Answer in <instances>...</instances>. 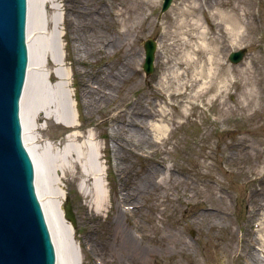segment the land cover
I'll return each instance as SVG.
<instances>
[{"label": "rangeland", "instance_id": "1", "mask_svg": "<svg viewBox=\"0 0 264 264\" xmlns=\"http://www.w3.org/2000/svg\"><path fill=\"white\" fill-rule=\"evenodd\" d=\"M52 2L30 21L29 44L51 36L56 15L64 62L46 45L48 60L31 59V72L46 77L48 112L60 114L63 83L79 112L77 142L92 132L100 144L106 193L99 208L79 189L77 166H51L56 147L45 146L63 147L73 127L50 116L26 127L40 193L54 199L60 175L76 215L69 264H264V0H172L164 11L162 0ZM148 37L157 41L149 74ZM239 47L245 55L231 63ZM97 85L111 91L107 100L91 101ZM125 192L133 196L122 201ZM121 210L142 257L114 241Z\"/></svg>", "mask_w": 264, "mask_h": 264}, {"label": "water", "instance_id": "2", "mask_svg": "<svg viewBox=\"0 0 264 264\" xmlns=\"http://www.w3.org/2000/svg\"><path fill=\"white\" fill-rule=\"evenodd\" d=\"M170 3L163 0L161 11ZM25 11L26 0H0V264H54L53 247L36 198L35 178L33 187L32 162L20 135L26 85ZM143 47V69L149 73L153 69L154 40L147 38ZM245 52V47L232 50L228 59L238 63ZM63 210L75 225L68 197Z\"/></svg>", "mask_w": 264, "mask_h": 264}, {"label": "bare ground", "instance_id": "3", "mask_svg": "<svg viewBox=\"0 0 264 264\" xmlns=\"http://www.w3.org/2000/svg\"><path fill=\"white\" fill-rule=\"evenodd\" d=\"M52 1L53 0H51V2ZM46 2L47 0H27L26 43L28 49V62L26 69L22 143L33 160L37 198L41 205L49 235L54 247L55 264H69L70 259H72L74 256L73 250L69 246L67 240L69 233L74 231V229L71 227L69 220L66 219L63 215V209L61 207L62 199H64L67 195L66 186L65 183L62 182L59 175L54 179L57 184V190L54 195V199H47L40 193L37 186V167L32 156L30 142L26 139V127L29 126L31 122L36 121V119L42 116H50L66 126L73 127L72 130L67 132V142L63 147H58V145L53 141H49L48 145L45 146V149L48 151L50 150L52 153L53 148L56 147V153L54 152L52 154V157H50L51 166L54 167L57 162H59L61 168H63V163L77 166L78 172L82 177L81 181L78 184L79 189L86 194L91 192L94 197V202L97 203V206L99 208L105 206L106 204V193L102 181L103 166L98 163L100 144L99 142H95V144L91 142L94 140V134L92 132H89L87 135H85V139L82 142H77L78 138L81 135L76 129V126H78L80 123L79 112H72L71 108L69 107L66 97L62 91V86H64L63 83H61V81H58L60 82L58 85V96L60 97V114L48 112L47 109L44 110V104L46 102L44 93L46 92V90H48L46 77L42 72H31V59L37 62L41 61L42 59H45L46 61L48 60L50 52L47 50V46L49 47L48 49L52 50L50 57L55 62L59 64H63L64 62L63 54L60 52L58 53L57 51L59 44L57 43L55 35L61 21H59L56 15L53 18L54 28L51 36L48 38L39 37L36 41L34 40L33 43L31 42V45L29 44V41L31 40L29 23L31 21L32 25H35L36 23L39 24L41 22V5ZM52 7L58 8V5L56 3H53ZM107 42L110 45L114 44L113 40H107ZM120 74L121 69L118 68L116 74H114L113 76L119 77ZM62 77L63 80H67L68 72L62 74ZM101 81L103 83L110 84V86L113 84L112 79L108 80L107 78H102ZM93 89H95V91L97 92H102L97 93L95 91H89L92 97L91 101L93 102L105 101L110 97L109 95H111V91H105L98 85ZM86 103L89 104V100H87ZM82 157H86L89 165L82 164ZM130 196L133 195L125 192V196L122 195L121 200L123 201V197L126 199V197ZM119 213L114 216V241L116 242L117 247L121 250H123V247L126 248L131 254L137 256L136 258L142 257V255L147 252V248L138 244L137 238H135V236H133L131 233L127 232L126 228L123 227V221L121 219V216H123V211L121 210L119 211ZM263 227L264 225L261 226L258 230L261 231ZM93 249H95L94 246L92 247V250ZM104 263H106V261Z\"/></svg>", "mask_w": 264, "mask_h": 264}]
</instances>
